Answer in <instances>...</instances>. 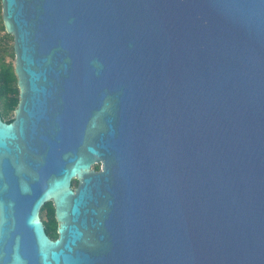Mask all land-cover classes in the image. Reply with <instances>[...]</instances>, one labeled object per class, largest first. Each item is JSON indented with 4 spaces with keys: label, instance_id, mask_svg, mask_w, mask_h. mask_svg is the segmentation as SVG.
<instances>
[{
    "label": "water",
    "instance_id": "water-1",
    "mask_svg": "<svg viewBox=\"0 0 264 264\" xmlns=\"http://www.w3.org/2000/svg\"><path fill=\"white\" fill-rule=\"evenodd\" d=\"M1 5L0 264H264V0Z\"/></svg>",
    "mask_w": 264,
    "mask_h": 264
},
{
    "label": "trees",
    "instance_id": "trees-1",
    "mask_svg": "<svg viewBox=\"0 0 264 264\" xmlns=\"http://www.w3.org/2000/svg\"><path fill=\"white\" fill-rule=\"evenodd\" d=\"M0 48L10 35L6 32L2 19V5L0 0ZM1 52V51H0ZM19 88L17 84V76L12 63L6 61L5 55H0V109L2 119L10 123L14 120V112L19 103ZM50 204L47 205L49 207ZM46 207V206H45ZM51 207V206H50ZM52 237H57L55 227H51L49 231Z\"/></svg>",
    "mask_w": 264,
    "mask_h": 264
},
{
    "label": "flooded vegetation",
    "instance_id": "flooded-vegetation-1",
    "mask_svg": "<svg viewBox=\"0 0 264 264\" xmlns=\"http://www.w3.org/2000/svg\"><path fill=\"white\" fill-rule=\"evenodd\" d=\"M20 92V91H19ZM15 118V116H14ZM101 166H102V163L101 162H97L95 163L92 168L94 170H96L97 172L101 170ZM79 182L78 180L76 179H73L72 181V186H73V189H76V187L78 186ZM50 204L49 207H47V205ZM46 206V207H45ZM40 217H41V220L45 226V230H46V233L48 234V236L53 239V240H56L58 238V227H59V221L57 220V217H56V214H55V205L52 201L50 202H47L41 212H40ZM51 227H55L56 228V232H57V237H52L50 235V230H51Z\"/></svg>",
    "mask_w": 264,
    "mask_h": 264
},
{
    "label": "rangeland",
    "instance_id": "rangeland-1",
    "mask_svg": "<svg viewBox=\"0 0 264 264\" xmlns=\"http://www.w3.org/2000/svg\"><path fill=\"white\" fill-rule=\"evenodd\" d=\"M3 34H0L2 36ZM10 35V34H9ZM0 55H5L6 61L12 63L13 66L16 62L15 52H14V38L10 35L8 38H5L0 48Z\"/></svg>",
    "mask_w": 264,
    "mask_h": 264
}]
</instances>
